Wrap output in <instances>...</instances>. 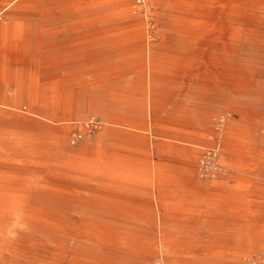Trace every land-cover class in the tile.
I'll use <instances>...</instances> for the list:
<instances>
[{
    "label": "rangeland",
    "instance_id": "1",
    "mask_svg": "<svg viewBox=\"0 0 264 264\" xmlns=\"http://www.w3.org/2000/svg\"><path fill=\"white\" fill-rule=\"evenodd\" d=\"M38 1L46 37L28 52L23 44L6 45L8 19L0 16V111L6 112L0 114V136L17 141L18 155L32 152L56 167L49 185L61 198L54 202L98 214L99 226L123 222L114 226L112 240L99 235V264H247L259 251L245 242L248 234L261 233L264 186L253 187L264 179L240 169L225 141L240 145L238 131L248 122L259 143L261 120L241 115L249 107H228L231 115L223 119L219 104L196 100L195 79L223 76L209 69L203 44L213 22L204 11L211 0H172V6L131 0L140 17L132 27L125 0H81L94 2L71 26L84 33L81 40L65 36V0ZM184 1L203 10L190 44L181 40L182 19L195 9L183 7ZM96 30L99 41L90 42ZM65 41L71 68L66 82L33 87L53 74V61L60 58L52 43ZM210 109L216 112L204 132L201 116ZM89 120L95 129L85 128ZM212 148L221 166L215 177L189 171L192 157L197 164ZM260 164L256 173L264 168ZM245 251L251 256L240 255Z\"/></svg>",
    "mask_w": 264,
    "mask_h": 264
},
{
    "label": "bare ground",
    "instance_id": "2",
    "mask_svg": "<svg viewBox=\"0 0 264 264\" xmlns=\"http://www.w3.org/2000/svg\"><path fill=\"white\" fill-rule=\"evenodd\" d=\"M125 1V19L130 23L129 27H132L140 17L132 8L131 0ZM164 1L169 6L174 5L172 0ZM38 3V0H0V16L4 20L8 19L5 43L10 49L23 44L28 52L32 46L45 40L46 35L41 31L44 14ZM91 4L94 2L65 0L61 11L66 24L70 27L65 31L66 37L72 35L78 40L84 39V33L71 26L79 19L83 9L94 6H90ZM182 6L195 9L192 12L186 11L184 16L181 14L183 16L181 40L189 43L194 40L193 33L197 31V27L202 26L198 19L200 17L197 18L196 14L203 10L190 1L183 3ZM204 11L213 19L212 26L204 31L203 38V44L208 46L212 60V66L208 67L219 69L223 76L212 78L210 75H204L195 79L196 84L192 85L199 92L196 100L219 104L217 110L222 112L223 119L226 115H231L230 111L226 110L228 107H249L241 112L242 116L245 118L259 116L261 120L259 143L256 140L255 126L245 122L237 135V140L241 144L228 140L225 141V149L234 151V159L240 164V169L253 171L252 174L264 179V168L260 172L262 174L256 173L257 165L260 163L264 165V0H211L210 6L204 8ZM145 13L147 16V11ZM96 32L97 30L91 35L90 42L99 41ZM52 45H57L54 52L60 55V58L53 61V74L35 81L32 84L35 88L50 86L46 83L48 80L66 82V77L71 72L70 60L65 56L68 52V41ZM212 95L216 97L211 99ZM253 107L258 115L253 111ZM58 109L60 110L59 107ZM215 112L216 110L210 109L201 116L204 132L209 130ZM0 114L5 115L6 112L0 111ZM90 122L92 120L84 122L83 125L92 124ZM204 132L198 137L205 138ZM2 137L0 136V264H99V235L106 241L112 240L118 234L113 229L114 226H119L123 222L106 220L101 221L102 226H99L98 214L83 207L63 206L54 202L53 199L61 198L60 192L53 191L49 185L56 174V167L45 164L48 160L42 157L32 156V152H26L25 156L18 155L15 150H21L17 141L7 139V142H3L5 139ZM212 150L217 155L218 150L216 148ZM66 151L71 153L69 148ZM193 157L189 161L188 169L191 172L196 169L201 173L204 155L198 163L196 162L197 164ZM220 157L222 159V155ZM211 159L213 165L207 172H210L211 177H215L214 171L217 172L221 166L215 163L216 161L219 163L218 159ZM79 162L82 163L80 160ZM75 176L79 179L83 173H75ZM258 184L253 188L261 191L264 182L260 181ZM260 224L261 233L259 231L258 235L248 234L245 242L249 247L256 243L259 248L258 253L247 260V264H264V215ZM253 230L254 227H251V231ZM251 252L245 251L240 255L251 256Z\"/></svg>",
    "mask_w": 264,
    "mask_h": 264
},
{
    "label": "built area",
    "instance_id": "3",
    "mask_svg": "<svg viewBox=\"0 0 264 264\" xmlns=\"http://www.w3.org/2000/svg\"><path fill=\"white\" fill-rule=\"evenodd\" d=\"M96 126L97 125L95 123H93V124L86 125V128L89 130H93L96 128ZM76 137L80 138L81 134L78 133ZM215 157H216V152L214 150L209 151L208 153L204 154L203 161L201 162V167H200L201 174H207L208 173L207 171H208L209 167H211V163H212L211 158H215Z\"/></svg>",
    "mask_w": 264,
    "mask_h": 264
}]
</instances>
